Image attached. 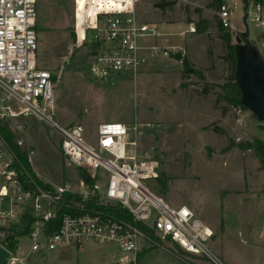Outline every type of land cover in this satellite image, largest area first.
<instances>
[{
  "label": "rangeland",
  "instance_id": "rangeland-1",
  "mask_svg": "<svg viewBox=\"0 0 264 264\" xmlns=\"http://www.w3.org/2000/svg\"><path fill=\"white\" fill-rule=\"evenodd\" d=\"M213 1L137 0L139 20L157 24V39L176 41L174 50L182 54L166 57L142 51L147 61L137 81L125 76L100 83L89 74L93 41L84 38L83 26L75 29L74 0H37L38 65L55 78L56 114L62 124L84 126L90 143H95L100 124H127L130 140H137L139 158L156 161L157 177L163 172L168 178L164 192L157 191L156 178L147 182L148 187L172 207L186 205L195 212L213 232L210 248L220 263L264 264V169L247 145L264 141V123L219 96L226 94L222 86L230 82L233 70L218 28L219 12L209 7ZM161 2L174 4L162 11L155 7ZM228 4L233 8L228 30L236 44V35L245 30L244 4ZM83 6L79 0L80 21ZM249 6V39L264 55V2L250 0ZM256 12L261 23L252 20ZM201 19L208 20L207 30L196 33ZM183 59L202 76L184 75ZM207 85L212 87L206 93ZM136 123L137 133L132 130ZM16 124L24 126L23 135L36 151L35 169L43 179L81 186L80 173L66 165L58 135L32 117L17 119ZM26 220L23 215L18 232H23ZM5 235L0 232V238ZM31 247L28 235H22L14 255L23 264H111L121 255L116 245L93 242L32 254ZM138 264L216 263L170 243H144Z\"/></svg>",
  "mask_w": 264,
  "mask_h": 264
},
{
  "label": "built area",
  "instance_id": "built-area-1",
  "mask_svg": "<svg viewBox=\"0 0 264 264\" xmlns=\"http://www.w3.org/2000/svg\"><path fill=\"white\" fill-rule=\"evenodd\" d=\"M83 1L80 21L79 0H74L75 29L83 26L84 38L93 37L98 52L94 62L102 72L118 79L132 76L137 81L147 61L141 50L166 57L182 54L175 51L177 48L143 45L144 38L158 36V26L139 20L137 0ZM232 10L228 0H222L218 12L223 28H231ZM253 16V21L262 22L259 12ZM37 23V0H0V119L20 136L17 145L25 148L27 160L25 165L0 136V232L18 230L26 215L24 230H29L31 252L64 250L93 242L118 247L121 255L111 264H138L144 243H170L187 254L205 256L221 264L210 248L213 232L195 212L186 205L172 207L148 187L147 182L157 178L158 163L139 158L137 140H130L127 124H100L95 143H90L84 126L60 122L53 74L38 65ZM29 117L60 137L66 165L80 173L79 188L56 184L39 175L34 165L36 151L23 135L24 126L16 124L17 119ZM138 125L133 126L135 133ZM128 146L133 150L129 151ZM76 197L83 203L95 201L97 207L86 210L79 203L72 205ZM114 204L120 205L127 218L99 209ZM54 224L55 231L45 230ZM138 224L147 227L153 236ZM5 236L0 238V244L7 248ZM11 253L7 264H23V259Z\"/></svg>",
  "mask_w": 264,
  "mask_h": 264
},
{
  "label": "trees",
  "instance_id": "trees-1",
  "mask_svg": "<svg viewBox=\"0 0 264 264\" xmlns=\"http://www.w3.org/2000/svg\"><path fill=\"white\" fill-rule=\"evenodd\" d=\"M246 1H248V3H249L250 0H246ZM254 1L256 3H263L264 2V0H254ZM221 3H222V0H214L213 3L211 4V6H209V7H214L215 9L219 10ZM173 4H174V2H170V3L161 2V3L155 4V7L164 11V10H166V8L168 6H172ZM208 24H209L208 20L201 19L199 22L196 23L195 32L196 33L205 32L207 30ZM218 28L223 33L222 37H223V40L226 44V49H227V54H228L227 58L231 60L232 70H233V74L230 78V82H228L227 84L222 86L223 92L226 94L225 95L220 94L219 96L221 97V99L228 100L229 103L233 104L234 106L243 108V106L240 102L241 92L239 91V89L235 83L236 55H235V44L232 43V34L227 28H223L220 19L218 22ZM91 46L93 49V51H92V54H93L94 49H95V44L92 42ZM182 65L184 68L183 69L184 75L193 74V73L201 75L200 72L195 71L193 68H191L190 63L186 59H183ZM54 79L55 78L53 76V80ZM209 87H212V86H210V85L206 86V88H205L206 93L209 92ZM216 131L218 132L220 130H216ZM263 131H264V126H263ZM0 136H2L9 143V145L14 149V151L21 157L22 162L25 165H27V160L25 159L26 158L25 157V148L19 147L17 145V141L20 138V136L11 131V129L9 127V123L7 121L1 120V119H0ZM247 145L256 151L257 155L260 158L262 169H264V141L259 139V140L255 141V143H249ZM155 180L157 182V186H156L157 188L156 187L155 188L157 189L158 192H164L165 190H167L168 178L166 177V175L163 172H161L160 175ZM77 203L80 204L81 208H84L86 210L94 209L95 207H97V204L95 201L83 203L80 201L79 198L76 197L75 200H72V205H76ZM99 209H101L103 212H105L107 214H112V215H115L117 217L127 218V214L125 213V211H123V209L118 204L107 205V206L102 205L99 207ZM70 211L74 212L73 210H70ZM138 226L141 229L145 230L150 236H153L152 232L149 231V229L147 227H145L141 224H138ZM56 229H57V224L47 225L45 227V230L47 232H53ZM2 231H4L6 234L5 239L3 241L4 245L13 253L16 252V249H17L18 243H19V239L22 237V235H27L29 233L28 228L26 230H23V232H18L17 230H13V229L12 230H2Z\"/></svg>",
  "mask_w": 264,
  "mask_h": 264
},
{
  "label": "water",
  "instance_id": "water-1",
  "mask_svg": "<svg viewBox=\"0 0 264 264\" xmlns=\"http://www.w3.org/2000/svg\"><path fill=\"white\" fill-rule=\"evenodd\" d=\"M242 2L245 30L235 37V83L241 92L242 106L249 110L258 122L264 123V55L256 42L249 39L250 28L247 22L249 3L246 0ZM86 180H89V176ZM11 255V251L0 244V264H7Z\"/></svg>",
  "mask_w": 264,
  "mask_h": 264
},
{
  "label": "bare ground",
  "instance_id": "bare-ground-1",
  "mask_svg": "<svg viewBox=\"0 0 264 264\" xmlns=\"http://www.w3.org/2000/svg\"><path fill=\"white\" fill-rule=\"evenodd\" d=\"M83 30H84V28H83ZM92 41H93V37H92ZM93 43H94V41H93ZM97 53L98 52H97V49L95 47L94 53H93L92 58H91L92 61L89 64V74H90L91 78L94 81L100 82V83H104V82L109 83V82L115 81L117 79L115 76H113L112 74H109L107 72H102L95 65L94 57L97 55Z\"/></svg>",
  "mask_w": 264,
  "mask_h": 264
},
{
  "label": "crops",
  "instance_id": "crops-1",
  "mask_svg": "<svg viewBox=\"0 0 264 264\" xmlns=\"http://www.w3.org/2000/svg\"><path fill=\"white\" fill-rule=\"evenodd\" d=\"M148 38V43L145 45V46H159V45H161L163 48H168V49H171V48H177V45H174L175 43H176V41L175 42H169V41H167V40H163V41H159L157 38L158 37H156V39L157 40H155V42H152V39H151V37H146V38H144V40L145 39H147ZM145 50H147V49H143V50H141L140 51V53H141V55L142 56H144V57H146L143 53H142V51H145ZM147 59V58H146ZM180 61V60H179ZM181 62V61H180ZM181 64V63H180ZM182 65V64H181ZM180 65V66H181ZM63 251V250H62ZM31 254H32V252H31Z\"/></svg>",
  "mask_w": 264,
  "mask_h": 264
}]
</instances>
